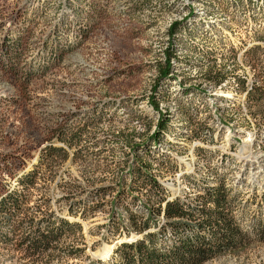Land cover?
Here are the masks:
<instances>
[{
	"label": "rangeland",
	"instance_id": "rangeland-1",
	"mask_svg": "<svg viewBox=\"0 0 264 264\" xmlns=\"http://www.w3.org/2000/svg\"><path fill=\"white\" fill-rule=\"evenodd\" d=\"M252 2L223 0L227 10L213 13V0H0V194L40 163L54 129L87 124L79 145L61 144L68 160L39 166L30 191L29 215L51 208L83 226L51 264H109V245L141 237L128 235L129 214L145 219L150 193L129 190L136 144L170 198L222 180L241 225L261 229L264 124L238 83L252 92L264 84V3ZM171 44L188 62L172 61L173 76L158 81ZM158 82L169 127L153 141ZM20 219L0 217V264H48L47 255L26 257L12 246ZM36 220L45 229L47 219ZM250 237L245 250L206 264H264V233ZM69 246L82 251L67 257Z\"/></svg>",
	"mask_w": 264,
	"mask_h": 264
},
{
	"label": "trees",
	"instance_id": "trees-1",
	"mask_svg": "<svg viewBox=\"0 0 264 264\" xmlns=\"http://www.w3.org/2000/svg\"><path fill=\"white\" fill-rule=\"evenodd\" d=\"M206 2V0H198ZM214 5L207 3L216 10L226 11L223 0H213ZM227 1V0H226ZM233 5L241 6L246 0H229ZM262 1L264 0H251ZM250 3V2H249ZM260 3V2H259ZM178 22L169 30L171 38H177ZM180 30V29H179ZM200 36V35H199ZM195 31L189 30L187 39L194 40ZM200 38L205 39V35ZM187 51L192 47L186 46ZM181 45L171 44L167 49V62L160 68L158 81L172 77L173 62H185L188 60L178 54ZM220 80V79H219ZM217 81L220 83L221 81ZM222 80V79H221ZM223 82V81H222ZM221 82V83H222ZM220 83V84H221ZM241 90H244L249 101H253L259 111V120L264 124V84L254 85L252 92L247 89L246 80L239 79ZM160 82L154 86L151 96L153 108L160 113V120L151 140H160L164 130L169 127L165 113L160 110V98L158 89ZM87 124L77 129H69L64 126L57 127L52 131L48 145L42 150L40 163L32 170L21 173L17 178V184L10 188L5 195L0 194V217L9 218L14 215L22 219L14 229L15 242L12 246L26 257H39L47 255L48 264L53 263L57 252L61 251L62 242L68 237L80 234L83 226L77 221H71L66 217L56 216L51 208L41 210L35 206L36 213L29 215L32 207L30 191L34 189L41 179L40 165L51 166L53 162H64L69 159L70 153L62 146L73 148L82 141L87 134ZM60 143V146L56 144ZM62 144V145H61ZM136 153L129 165L132 182L129 185L130 192L134 190H147V211L145 219L129 214L128 235L131 232L141 234L134 240L118 241L111 250L109 264H206L227 254L239 253L252 244L250 235L256 231L264 233L262 227H252L246 230L240 223L235 213L234 201L236 195L231 193L225 182L219 180L217 185L206 182L200 186L197 194L192 197L170 198L165 192L160 181L149 174L152 168L150 161L146 160L142 152V146H134ZM125 190L124 187L121 188ZM68 199V198H66ZM65 199V200H66ZM71 210V206H70ZM73 214V211H70ZM37 215V216H36ZM40 215L47 219L45 229L38 227L37 217ZM21 220L29 222L30 230L24 233ZM69 248V249H68ZM65 248L64 255L67 257L78 256L82 251L72 246ZM94 264V262H91Z\"/></svg>",
	"mask_w": 264,
	"mask_h": 264
},
{
	"label": "bare ground",
	"instance_id": "bare-ground-1",
	"mask_svg": "<svg viewBox=\"0 0 264 264\" xmlns=\"http://www.w3.org/2000/svg\"><path fill=\"white\" fill-rule=\"evenodd\" d=\"M251 88V87H250ZM111 250H112V245H109L108 247H107V252H106V254H110L111 253Z\"/></svg>",
	"mask_w": 264,
	"mask_h": 264
},
{
	"label": "water",
	"instance_id": "water-1",
	"mask_svg": "<svg viewBox=\"0 0 264 264\" xmlns=\"http://www.w3.org/2000/svg\"><path fill=\"white\" fill-rule=\"evenodd\" d=\"M114 248V247H113ZM113 250V249H112Z\"/></svg>",
	"mask_w": 264,
	"mask_h": 264
}]
</instances>
